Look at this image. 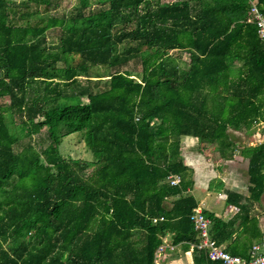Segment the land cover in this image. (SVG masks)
Listing matches in <instances>:
<instances>
[{
	"label": "trees",
	"instance_id": "obj_1",
	"mask_svg": "<svg viewBox=\"0 0 264 264\" xmlns=\"http://www.w3.org/2000/svg\"><path fill=\"white\" fill-rule=\"evenodd\" d=\"M60 1H22L19 13L0 0V100L10 101L0 105V264H156L168 233L186 249L199 243L195 198L166 205L193 187L181 138L217 143L229 159L239 149L228 128L252 133L264 121V43L247 23L250 2L98 0L86 12L79 0L50 15ZM55 28L61 39L50 46ZM181 50L185 67L171 54ZM134 60L140 80L121 71ZM44 128L48 143L34 139ZM74 133L91 160L62 155ZM241 155L251 196L226 193L239 208L229 221L204 214L219 245L249 258L262 236L251 212L264 195V143ZM194 263L213 264L198 249Z\"/></svg>",
	"mask_w": 264,
	"mask_h": 264
},
{
	"label": "crops",
	"instance_id": "obj_2",
	"mask_svg": "<svg viewBox=\"0 0 264 264\" xmlns=\"http://www.w3.org/2000/svg\"><path fill=\"white\" fill-rule=\"evenodd\" d=\"M159 1L162 2L161 0ZM171 2H175V0ZM181 52L188 53L182 50ZM241 66L242 62L236 63V68H240ZM233 77L232 81L234 79L236 80ZM261 123H264V121L259 122L257 126L259 127ZM227 134L229 140L233 141L239 149L229 159L222 157L217 143L201 142L195 136H184L181 138L180 159L193 173V187L184 191L180 196L169 198L166 201L167 207H172V203L182 196L192 195L197 202V207H201L204 211L214 213L224 221L231 220L238 213V207L227 203L228 196L226 193L229 191L246 198L251 196L247 172L248 160L242 157L241 149L246 146H255L264 143V131L258 132L254 128L253 132L250 133L246 129L237 130L234 127H229ZM251 214L258 219L259 229L263 235L264 195L261 202L253 203ZM236 237L237 234H234L233 240ZM174 238L175 235L173 233H168L164 237L162 244L164 250L157 252L156 264H195L194 248H192V245L186 249V244L184 243L174 244ZM170 246H174V250H171Z\"/></svg>",
	"mask_w": 264,
	"mask_h": 264
},
{
	"label": "rangeland",
	"instance_id": "obj_3",
	"mask_svg": "<svg viewBox=\"0 0 264 264\" xmlns=\"http://www.w3.org/2000/svg\"><path fill=\"white\" fill-rule=\"evenodd\" d=\"M14 1L15 3L18 4V10L19 13H22V6H21V2L22 1H27V0H11ZM89 1V5L86 8V12L87 11H93L94 9H97L100 7V4L98 3V0H88ZM163 3H168L171 2L172 0H161ZM176 1V0H175ZM80 2L79 0H62L60 1V5L56 8V9H52L50 15L53 16H58L60 17L62 15V13L64 11L70 12L71 9H74V7L79 6ZM53 8V7H52ZM47 36V43L48 45H58L61 39V29L60 28H55L54 30H49L46 34ZM148 51H145V54H148ZM171 54L176 57L178 59V61L180 62V65L185 67L184 63L187 62L189 63L190 61V55L188 53L185 52H181V51H173L171 52ZM93 71H96L97 73L101 74V75H107V70L105 68H95ZM121 71H128L132 74L133 78H136L137 80L139 79V75H141L142 72V67H141V63L139 60H134L129 62L126 66L121 68ZM84 79V78H82ZM107 79V78H106ZM106 81H98V86L103 87V85L105 84ZM83 103H87V99L84 98L82 100ZM80 101H78L77 103H79ZM9 99L5 98V99H1L0 100V105H8L9 104ZM75 103V102H72ZM14 127H18V117H16L15 119V124ZM256 130H258V132H263L264 131V123H261L259 125V127L256 125ZM48 133L46 128H44L41 132L40 135H36L34 136V139H36L37 141H40L42 138L46 139V143H48V139H47ZM261 137V136H260ZM82 134L81 133H74L71 134L69 136H66L63 138L62 140V144H61V153L63 156L65 157H71V158H77V159H81V160H91L92 158V154L86 150V146L83 143V139H82ZM28 139H23V142H26ZM16 150L18 151V145H16ZM37 149H41L40 146H37ZM91 170L94 169V166H92L90 168ZM90 170V171H91ZM89 171V172H90Z\"/></svg>",
	"mask_w": 264,
	"mask_h": 264
},
{
	"label": "built area",
	"instance_id": "obj_4",
	"mask_svg": "<svg viewBox=\"0 0 264 264\" xmlns=\"http://www.w3.org/2000/svg\"><path fill=\"white\" fill-rule=\"evenodd\" d=\"M250 2V17L247 23L254 24L257 27V34L259 39L264 43V12L259 7L256 0H249ZM171 185L178 186L181 182L179 175H172L169 177ZM164 219L161 218L160 221ZM191 220L195 225V230L198 233L199 243L192 244V248L203 251L209 261L213 264H264V233L261 239L256 242L251 250L249 258L233 255L229 253L225 245H219L215 239L212 238L210 233L211 222L210 219L204 214L201 207H196L191 216ZM154 223H158V219H154ZM174 250V246H170ZM164 250L160 246L158 252Z\"/></svg>",
	"mask_w": 264,
	"mask_h": 264
}]
</instances>
